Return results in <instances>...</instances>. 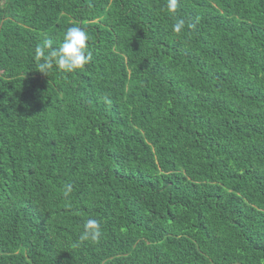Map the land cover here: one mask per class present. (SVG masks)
<instances>
[{
	"label": "trees",
	"instance_id": "obj_1",
	"mask_svg": "<svg viewBox=\"0 0 264 264\" xmlns=\"http://www.w3.org/2000/svg\"><path fill=\"white\" fill-rule=\"evenodd\" d=\"M166 5L0 0V264H264V0Z\"/></svg>",
	"mask_w": 264,
	"mask_h": 264
},
{
	"label": "clouds",
	"instance_id": "obj_2",
	"mask_svg": "<svg viewBox=\"0 0 264 264\" xmlns=\"http://www.w3.org/2000/svg\"><path fill=\"white\" fill-rule=\"evenodd\" d=\"M167 10L170 13H176L178 0H167ZM192 27V25H189ZM185 28V21L177 19L172 25L175 33L181 32ZM89 35L86 29L76 26L69 27L63 35L62 42L58 47H53L51 39H45L42 47H37V58L45 57L42 63L38 65L39 72L47 75L48 70L57 69L64 73H74L83 68L92 60L91 52L88 49ZM67 192H71V185H66ZM67 194V193H66ZM101 236V225L96 219H88L84 225V231L80 236L81 241H96Z\"/></svg>",
	"mask_w": 264,
	"mask_h": 264
}]
</instances>
